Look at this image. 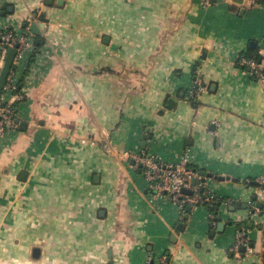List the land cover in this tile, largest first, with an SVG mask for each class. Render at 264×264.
Here are the masks:
<instances>
[{
	"label": "crops",
	"instance_id": "obj_1",
	"mask_svg": "<svg viewBox=\"0 0 264 264\" xmlns=\"http://www.w3.org/2000/svg\"><path fill=\"white\" fill-rule=\"evenodd\" d=\"M0 22L44 40L0 139V264H264V81L237 63L261 56L264 0H0ZM141 150L222 175L224 227L153 199Z\"/></svg>",
	"mask_w": 264,
	"mask_h": 264
},
{
	"label": "built area",
	"instance_id": "obj_2",
	"mask_svg": "<svg viewBox=\"0 0 264 264\" xmlns=\"http://www.w3.org/2000/svg\"><path fill=\"white\" fill-rule=\"evenodd\" d=\"M34 44L35 40L30 34L9 23L0 22V70L8 49L16 48L12 67L0 96V139L5 136L7 130L16 128L17 122L13 118L15 114L13 99L15 96H21L18 94V77L27 66L25 64L27 55L34 51L36 59L42 57ZM260 55V61L241 56L237 63L247 68L251 77H257L264 81V67L262 65L264 63V48L260 50ZM204 89L203 78L199 69L196 68L187 97L196 99ZM132 156L145 180L146 189L153 199H169L177 204L181 212L187 206L192 208V206L203 205L207 209L208 222L215 224V217L220 215L216 206L220 199L214 193L212 181L201 173L200 163L191 151L184 150L176 161H167L146 150H141ZM258 182L264 184V180L259 179ZM256 212L257 209L252 206L249 212L250 216L254 217ZM248 234L245 228H238L229 250L238 255L243 250H250L251 243ZM164 260L163 256L158 259L147 256L145 264H164Z\"/></svg>",
	"mask_w": 264,
	"mask_h": 264
},
{
	"label": "water",
	"instance_id": "obj_3",
	"mask_svg": "<svg viewBox=\"0 0 264 264\" xmlns=\"http://www.w3.org/2000/svg\"><path fill=\"white\" fill-rule=\"evenodd\" d=\"M63 0H57V3L60 4L62 3ZM26 26V25H24ZM29 29L36 35H41V30L38 28V26L36 25V23H31L29 25ZM16 53V48L15 47H12V48H9L8 51H7V54L5 56V59H4V62H3V65L1 67V70H0V96H1V93H2V90H3V87L5 85V82H6V78H7V75L9 74L10 72V69L12 67V62H13V58H14V55ZM261 60V56H259L258 58V61ZM1 105H3V103H1ZM16 122H20V124L22 125L23 123L21 121H19L18 119H16ZM145 142V140L143 141V143ZM202 174H207L205 171H201ZM208 176L210 177H218L220 179H223L224 177L222 175L218 176V175H214L212 173H208L207 174ZM226 178H230L229 176H226ZM255 184H259L258 181H255ZM188 192V191H187ZM190 208V207H189ZM187 208V210L189 209ZM215 219L218 220V230L222 229L224 227V223L220 220V216H216ZM182 227V224L179 223L178 225V228H181ZM213 232V231H212ZM168 259H166V262H167ZM110 264V263H109Z\"/></svg>",
	"mask_w": 264,
	"mask_h": 264
},
{
	"label": "trees",
	"instance_id": "obj_4",
	"mask_svg": "<svg viewBox=\"0 0 264 264\" xmlns=\"http://www.w3.org/2000/svg\"><path fill=\"white\" fill-rule=\"evenodd\" d=\"M43 38L41 36H38L35 38V47L38 49L39 47H41L42 43H43ZM252 56H257V54H251ZM247 56V55H245ZM248 57V56H247ZM255 58V57H254ZM35 59V54L34 51L30 54L27 55L26 59H25V64L26 65H30ZM13 118H16V114L13 115Z\"/></svg>",
	"mask_w": 264,
	"mask_h": 264
},
{
	"label": "rangeland",
	"instance_id": "obj_5",
	"mask_svg": "<svg viewBox=\"0 0 264 264\" xmlns=\"http://www.w3.org/2000/svg\"><path fill=\"white\" fill-rule=\"evenodd\" d=\"M20 30H24L23 28H20Z\"/></svg>",
	"mask_w": 264,
	"mask_h": 264
}]
</instances>
